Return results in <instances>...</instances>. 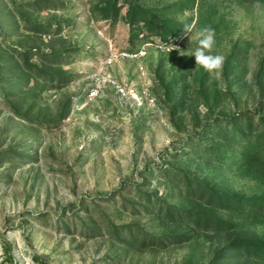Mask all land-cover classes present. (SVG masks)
Returning a JSON list of instances; mask_svg holds the SVG:
<instances>
[{
    "label": "rangeland",
    "instance_id": "rangeland-1",
    "mask_svg": "<svg viewBox=\"0 0 264 264\" xmlns=\"http://www.w3.org/2000/svg\"><path fill=\"white\" fill-rule=\"evenodd\" d=\"M206 27L219 78L191 56ZM259 248L264 0H0V264Z\"/></svg>",
    "mask_w": 264,
    "mask_h": 264
},
{
    "label": "clouds",
    "instance_id": "clouds-1",
    "mask_svg": "<svg viewBox=\"0 0 264 264\" xmlns=\"http://www.w3.org/2000/svg\"><path fill=\"white\" fill-rule=\"evenodd\" d=\"M192 26L184 25L185 33H191ZM215 33L211 28H203L198 33L197 46L192 49L191 56L195 58L196 65H199L209 74H215L219 78L222 71L224 57L213 55L212 51L215 44Z\"/></svg>",
    "mask_w": 264,
    "mask_h": 264
},
{
    "label": "built area",
    "instance_id": "built-area-1",
    "mask_svg": "<svg viewBox=\"0 0 264 264\" xmlns=\"http://www.w3.org/2000/svg\"><path fill=\"white\" fill-rule=\"evenodd\" d=\"M139 55H141V56H145L146 55V53L144 52V51H140L139 52ZM89 96L91 97V98H94L95 96H96V93L94 92V91H92L90 94H89Z\"/></svg>",
    "mask_w": 264,
    "mask_h": 264
},
{
    "label": "trees",
    "instance_id": "trees-1",
    "mask_svg": "<svg viewBox=\"0 0 264 264\" xmlns=\"http://www.w3.org/2000/svg\"><path fill=\"white\" fill-rule=\"evenodd\" d=\"M256 246V245H255ZM257 247V246H256ZM259 251H262L264 253V248H259Z\"/></svg>",
    "mask_w": 264,
    "mask_h": 264
}]
</instances>
